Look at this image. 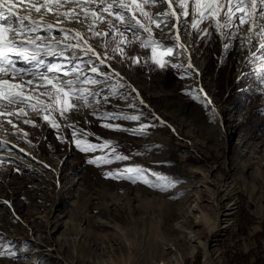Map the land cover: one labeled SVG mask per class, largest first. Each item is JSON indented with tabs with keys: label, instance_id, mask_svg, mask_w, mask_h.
<instances>
[{
	"label": "rangeland",
	"instance_id": "obj_1",
	"mask_svg": "<svg viewBox=\"0 0 264 264\" xmlns=\"http://www.w3.org/2000/svg\"><path fill=\"white\" fill-rule=\"evenodd\" d=\"M158 5L146 10L155 15ZM68 24L77 28L74 21ZM98 28L107 31L106 24ZM167 33L155 30V38L167 41ZM184 41L199 67L194 77H184V69L121 62L119 55L108 61L144 104L130 109L131 101L111 97L100 107L143 110L148 115L141 121L106 120L87 110L69 115L70 123L93 134L91 143L116 142L110 147L82 152L70 130L62 127L58 138L30 111L26 118L36 127L1 118L0 141L7 149L0 156L10 159L0 163V251L14 255L0 256V264H176L180 255L181 264H203L200 248L189 252L212 237L208 224L214 225L217 204L233 188L239 206L230 227L216 237L215 264H264V63H242L240 45L228 41L225 49L216 35L201 41L182 32ZM89 43L102 52L99 40ZM125 50L142 59L151 54L137 43ZM51 63L68 62L56 57ZM197 88L202 92L191 91ZM56 120L65 123L59 115ZM104 123L150 127L140 135ZM113 147L130 158L101 166L87 162ZM129 166L144 169V175L133 182L104 174Z\"/></svg>",
	"mask_w": 264,
	"mask_h": 264
},
{
	"label": "snow or ice",
	"instance_id": "obj_2",
	"mask_svg": "<svg viewBox=\"0 0 264 264\" xmlns=\"http://www.w3.org/2000/svg\"><path fill=\"white\" fill-rule=\"evenodd\" d=\"M19 3L26 4V10L34 11L39 18L22 14L14 0H0V108L15 109L21 105L14 111L0 110V118L15 117L36 127L26 118L29 111L33 112L56 130L58 138L62 127L70 130L71 142L85 153L95 152L98 147H110L116 142L104 139L100 145L91 143L92 133L69 122L71 113L83 115L87 110L106 120L137 122L148 115L143 110L139 114H129L119 106L116 111L100 107L101 103L108 104L111 97L131 101L126 104L130 109L144 104L139 93L130 84L122 83L123 77L108 63L116 55L121 57V62L130 60L133 65L150 70L184 69V77H194L197 73L191 63V54L182 42L183 31L185 38L195 33L201 41L216 35L225 49L230 46L228 41H234L247 49L249 63L254 60L264 63V0H76V7L70 11H60L68 0H44L40 6L32 0H19ZM158 3L166 5L165 12L153 15L146 10L147 6ZM54 10L67 22L88 21L86 31L44 20V16ZM99 24H106L107 31L99 29ZM202 24L205 26L201 27ZM164 28L168 29V40L156 39L155 30L163 32ZM91 39L99 40L97 47L102 52H97L89 43ZM133 43L140 48H149L150 56L144 59L128 56L125 49ZM45 57H61L68 63H51ZM21 63L30 67L20 66ZM104 68L107 71L102 70ZM17 77H20L19 83L14 82ZM191 91L199 93L202 89ZM206 103L210 104V101ZM57 115L65 122L63 125L56 120ZM152 118L159 119L154 114ZM7 123L16 127L11 119H7ZM103 127L143 135L150 125L141 123L138 128L127 129L120 124L104 123ZM0 145H3L0 150L7 149L6 141H0ZM129 158L116 153L113 147L111 154L95 156L87 162L101 166ZM9 159L0 156V163ZM104 174L135 182L137 177L144 175V169L129 166ZM6 254L14 255L0 251V256Z\"/></svg>",
	"mask_w": 264,
	"mask_h": 264
},
{
	"label": "bare ground",
	"instance_id": "obj_3",
	"mask_svg": "<svg viewBox=\"0 0 264 264\" xmlns=\"http://www.w3.org/2000/svg\"><path fill=\"white\" fill-rule=\"evenodd\" d=\"M14 2L17 3L18 9L21 11L22 14H30V15H32L33 18H39L38 14H36L34 11L28 12L26 10L27 9V5L26 4L25 5H21L19 3V0H14ZM32 2L36 3L37 6H40V4L44 3V0H32ZM61 2H63V0H61ZM75 7H76V1L68 0V3L65 4V7L63 9H60V11H70L72 8H75ZM158 7H159V9L156 10V12H155L156 14L162 13L164 10H166V5L165 4L158 5ZM89 10H91V7H89ZM55 12H56V10H54L53 12H50L47 15H45L44 16V20H46V21H48L50 23H53V24L60 23L64 27L69 28L70 25L68 24L67 21H65V18L63 16H59L58 17L55 14ZM71 22H73V21H71ZM74 22L77 25L76 30L81 31V32H85L86 31V26H87L88 21H85L84 23H79V22H76V21H74ZM182 32H181V37H182ZM183 43L188 47L189 43L187 41L186 42L184 41ZM242 51L243 52H242L241 60H242V63H243L245 61V59H247L248 51H247V49H242ZM188 52L191 53V51L189 49H188ZM55 58L56 57H45V59L48 62L53 61ZM223 59H225V55L222 57V60ZM192 65H194L196 72L199 73L198 70H197L199 67L197 68L194 63H192ZM20 66L30 67L29 65H25V64H22V63H21ZM5 78H7V77H5ZM199 79H200V77H199ZM14 82L19 83L20 82V77H17ZM217 109L218 108H216V110ZM0 110L10 111L12 109H11V107H8V108H0ZM219 114H221L220 111H219ZM220 117H221V115H220ZM0 120H1V118H0ZM0 125H3V122H1ZM12 129H14V128H12ZM205 181H208V179H204L203 182H205ZM235 190L236 189L233 188L232 191L226 193V196L223 197V201L217 204V206H216V214L217 215H216V220L214 221V225L213 224H208L210 220L208 221V220H206L204 218L205 219L204 220L205 224H208L209 226H211L210 227L211 231H213L212 237L210 239H208L207 241H204V242H202V240H201L196 246H193L192 250L189 252L190 255H192L195 252V250L200 248V250L203 252V256H204L203 264H215L216 261H217L218 252H217V249H216V240H217L216 237L218 235H220L222 232L226 231L230 227L232 219H233L234 215L237 213V210H238L239 201L237 200V197H239V195L237 194V191H235ZM217 191H218V189L215 190V192H217ZM225 199H228V200L226 202H224ZM163 249L165 250V248H163ZM164 250L161 251V252L164 253L165 252ZM181 261H182V255H180V257L177 258V263L176 264H181Z\"/></svg>",
	"mask_w": 264,
	"mask_h": 264
}]
</instances>
